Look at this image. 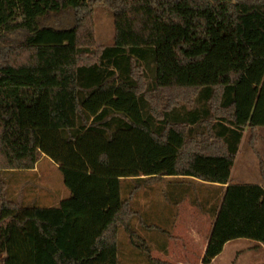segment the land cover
I'll use <instances>...</instances> for the list:
<instances>
[{
    "label": "trees",
    "instance_id": "obj_1",
    "mask_svg": "<svg viewBox=\"0 0 264 264\" xmlns=\"http://www.w3.org/2000/svg\"><path fill=\"white\" fill-rule=\"evenodd\" d=\"M64 6L75 28L38 26ZM97 6L114 37L92 51ZM17 31L0 49V264H170L151 252L171 213L133 202L168 177V205L212 219L202 264L231 241L264 248V167L262 186L229 184L245 129L264 128V0H0V44ZM43 157L70 197L8 198L4 177Z\"/></svg>",
    "mask_w": 264,
    "mask_h": 264
},
{
    "label": "rangeland",
    "instance_id": "obj_2",
    "mask_svg": "<svg viewBox=\"0 0 264 264\" xmlns=\"http://www.w3.org/2000/svg\"><path fill=\"white\" fill-rule=\"evenodd\" d=\"M53 13L62 14L64 16L63 20L65 24L63 29L77 26L80 15L78 10L70 6H64ZM53 13L40 14L37 17L39 20L38 25L40 27L48 26L47 22L50 20ZM71 13H74L73 18L71 17ZM57 27L60 28V26ZM91 30L93 42L90 49L92 51L112 45L114 26L112 14L109 9L103 6L94 8ZM22 39L23 33L21 31L8 35L6 39L1 42L0 49L9 48L11 45L21 42ZM261 167H264V128L255 130L246 128L239 147V154L232 169V182L259 181ZM36 169L34 173L24 171L20 173L16 172L13 175H6L4 180L6 183L7 197L19 205L24 206H58L62 200L69 197V192L63 185L62 176L54 163L43 157L38 162ZM164 186V184H160V187L164 188ZM170 215L173 214L171 213ZM150 216L147 218L149 223H151L153 219ZM118 238L122 243L126 241V236H124L123 233H120ZM246 245L247 242L243 241L231 242L216 264H264L263 254H256L253 251H243ZM237 253H239V255L241 253L242 256L238 258L236 263H233L231 260L235 258ZM119 259L120 261L122 260L120 254ZM159 261L168 262L166 260ZM123 262L124 264H129L127 260H123Z\"/></svg>",
    "mask_w": 264,
    "mask_h": 264
},
{
    "label": "crops",
    "instance_id": "obj_3",
    "mask_svg": "<svg viewBox=\"0 0 264 264\" xmlns=\"http://www.w3.org/2000/svg\"><path fill=\"white\" fill-rule=\"evenodd\" d=\"M238 154L239 149L235 156L233 167L235 165ZM37 164L33 170H29L27 172H36ZM232 169L230 172L229 184H254L259 186L263 185L261 175L260 180L256 182L238 181L233 183L231 179ZM174 179L175 178L168 177L161 181L154 182L147 190H139L133 201L135 203L134 208L136 211L139 210L140 213H176L173 216L169 215V222L172 228L171 237L167 244V253L163 254L157 250H152V258L166 260L171 264H202V258L205 252L207 239L212 227V219L209 216L203 214L197 207L192 206L188 198L182 200L176 207L168 205L164 197V190L166 184L170 181H173ZM160 184H164V188L160 187ZM239 241L247 242V245L245 246L243 251H253L256 254L260 253L264 256L263 247H258L257 244L252 241L235 240V242ZM231 242L225 244L222 252L216 258H214L210 264L217 263L219 258H221V256H223V254L225 253L228 244H230ZM241 256V253L240 255L239 253H237L235 255V258H232L233 260L231 261H233V263H236V261H238V258Z\"/></svg>",
    "mask_w": 264,
    "mask_h": 264
},
{
    "label": "flooded vegetation",
    "instance_id": "obj_4",
    "mask_svg": "<svg viewBox=\"0 0 264 264\" xmlns=\"http://www.w3.org/2000/svg\"><path fill=\"white\" fill-rule=\"evenodd\" d=\"M74 9V8H73ZM59 10V9H58ZM57 11V10H56ZM55 12V11H53ZM53 12H50V13H53ZM48 13V14H50ZM57 13V12H56ZM56 13H53V15H51V18L50 20L47 22L48 23V26L49 27H53V28H56V29H63V26L65 24V21L63 20L64 16L62 14H56ZM73 14L74 13H71V17L73 18ZM39 23V20L37 18V24ZM39 26V25H38ZM57 26H60V28H58ZM40 27V26H39ZM42 28V27H40Z\"/></svg>",
    "mask_w": 264,
    "mask_h": 264
},
{
    "label": "water",
    "instance_id": "obj_5",
    "mask_svg": "<svg viewBox=\"0 0 264 264\" xmlns=\"http://www.w3.org/2000/svg\"><path fill=\"white\" fill-rule=\"evenodd\" d=\"M36 22H37V19H36ZM73 28H75V27H71V29H73Z\"/></svg>",
    "mask_w": 264,
    "mask_h": 264
}]
</instances>
